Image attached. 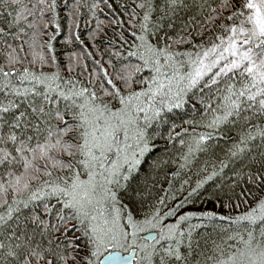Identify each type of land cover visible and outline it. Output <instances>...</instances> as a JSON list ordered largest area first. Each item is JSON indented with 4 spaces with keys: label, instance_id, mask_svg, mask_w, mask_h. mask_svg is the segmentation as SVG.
<instances>
[{
    "label": "snow or ice",
    "instance_id": "snow-or-ice-1",
    "mask_svg": "<svg viewBox=\"0 0 264 264\" xmlns=\"http://www.w3.org/2000/svg\"><path fill=\"white\" fill-rule=\"evenodd\" d=\"M4 2L5 0H0V4ZM10 2L16 4L19 0ZM170 2L175 5L177 0ZM218 2L220 12L210 9L205 23H215L224 10H230L231 14L225 19L231 21V24L221 23L219 27L225 35L217 36L219 43H213L211 47L195 53V58L192 53L173 54L167 43L164 47L149 43L143 34L149 31V13L146 11L143 16L144 23L140 26L142 34L133 33L140 44L135 45L136 51L129 53V56H136L141 60L143 66H125L111 76L102 69L109 87L101 85V88L104 96L110 98L108 101L100 100L97 93L87 87L77 88L74 84L67 89L58 84L53 87L60 78L59 73L48 76L42 72L37 74L30 71L28 67H24L22 71L17 69L15 65L21 64L22 60L16 50L12 49L7 57L9 70L0 66V93L4 97L0 99V127L5 124H9L11 128L21 127V118L25 114L20 112L16 115L12 111L19 108V98H23L34 113L47 116L49 120L54 118L57 126L55 129L42 128L40 123L33 126L27 124L25 118V126L33 127L35 136L30 135L27 140H20L14 132H9L7 137L0 134V145L8 141L19 143L15 148L16 156L0 148V165L7 163L19 166L17 171L8 172V179L0 183V208L7 206L6 211L0 213V264H58V261L68 264L69 259L72 264H76L78 253L69 258L55 249H46L36 242L35 231L32 235L25 231L29 224L37 227L44 224L39 217L33 216L30 221L25 218L22 224L18 222L15 226L9 223L14 219V214H17L15 218L19 221L20 205L28 208L31 202L46 197H55L62 205L57 213L61 224L76 221L83 229V235L88 238L91 252L89 256L81 258V264H153L154 257L159 258V264H188L187 257L179 248L181 241L176 239L177 235L184 234L178 233L177 228L181 221L189 220L195 214L180 215L176 224H162L165 217L175 216L184 202L175 208H169L163 214L160 207H156L150 215L138 220L127 206L120 204L116 189H125V184L121 181L127 182L131 173L140 165V158L151 151L144 129L139 124L140 114H144L147 122L159 117L164 108L171 111L173 108L182 107L185 95L196 89L205 77L210 81L205 87L226 81L220 102L214 108L212 105L208 106L213 115L206 127L217 129L222 124H236L240 120L246 129L239 142L230 150V155L237 157L245 153L249 142L257 137L264 141V126L250 124L252 119L264 117V0ZM145 3L150 7L151 0H145ZM145 3L138 6L144 8ZM56 10L57 0H35L28 14L38 13L44 19L47 13H51L49 23L55 24ZM113 23L118 21L114 20ZM44 27L47 28L48 24ZM56 27L59 28V25L56 24ZM2 32L0 29V33ZM35 45L34 39L29 46L32 49L29 63H48L44 51H37ZM47 50L52 51L50 42ZM179 55H187V61H177L175 56ZM51 59L55 63V56ZM185 64L190 70L182 71ZM144 68L150 69L153 75L150 80L144 81L147 84L145 89L135 91L134 76ZM14 75L21 86H17L11 79ZM25 81L32 86H24ZM37 85H43L44 90H39ZM53 93L56 94L55 97ZM10 95L12 98H9ZM36 97H42L48 104L63 101L64 111L61 112L57 107L53 117L51 110L45 111L44 106L32 103ZM5 113L13 117L12 123L4 119ZM69 116L71 119H66ZM212 137V132L200 135L196 141L197 146ZM34 139L35 146L31 143ZM221 164L222 168L227 167V164ZM49 168L66 170L72 175L57 177L55 180H41V176L52 177ZM125 168L128 174L121 171ZM262 169L257 170L258 175L249 177L252 184H264ZM82 175H86L87 179H82ZM35 181H41L43 186L32 191ZM201 186L198 184L197 187ZM235 186L232 195L228 196L227 204L222 202L221 197H217L215 203L219 207H233L231 200L236 195ZM9 190L16 194L11 203L7 199ZM25 192L28 193L27 199L22 198ZM195 192L196 189H193L188 195ZM248 194L242 189L239 195ZM158 203L163 205L164 199L161 198ZM44 209L46 212L51 211L48 204L44 205ZM65 210H69L67 216L64 215ZM200 215L209 220L229 219L212 211L202 212ZM240 221L256 225L259 237L250 229L248 238L240 237L242 246L234 251H225L217 245L212 254L205 257V264H264V199H260L257 206L244 215L236 217L233 223ZM77 224L66 227L65 233L79 230ZM44 227L48 228L49 225L44 224ZM7 229L13 230L9 233ZM141 233L147 235L141 237ZM6 239L11 243L6 244ZM76 239L79 240V237ZM161 241H172L175 246L170 243L164 247ZM79 248V243L73 244L74 252ZM120 249L128 252V255H121L118 251Z\"/></svg>",
    "mask_w": 264,
    "mask_h": 264
},
{
    "label": "trees",
    "instance_id": "trees-1",
    "mask_svg": "<svg viewBox=\"0 0 264 264\" xmlns=\"http://www.w3.org/2000/svg\"><path fill=\"white\" fill-rule=\"evenodd\" d=\"M141 3H145V0H57L56 22L53 24L49 23L51 13H47L44 19H41L38 13L28 14L35 0H19L16 4L5 0L0 4V29L3 30L0 33V66L9 70L7 57L12 49H15L22 60L21 64L15 65L17 69L22 71L24 67H28L36 73H59L62 80L77 79L83 87L95 91L100 100L108 101L110 98L104 96L101 88V85L109 87L102 69L111 76L125 66H143L141 60L136 56H129V53L136 43L133 33L137 35L141 31L140 26L144 23L143 16L146 11L149 13L147 23L150 41L157 47H164L167 43L170 45L169 50L174 53H181L193 45L209 44L218 34H224L219 27L221 23H231L225 19L231 14L230 10H224L215 23H205L210 9L214 8L220 12L218 0H177L175 5L171 4L170 0H151L150 7L145 3L144 8L138 6ZM114 20L118 23H113ZM45 24H48L47 28L44 27ZM34 39L37 51H44L48 60L44 65L29 63L32 53L29 46L33 44ZM49 42L52 44L51 52L47 50ZM53 56L56 58L55 63L51 59ZM178 57L180 60V55ZM148 78L149 73L144 68L134 76L136 83L133 89H143L146 85L144 81ZM225 83L226 81L222 80L217 85L205 87L206 83L201 82L196 89L185 95L182 107L173 108L171 111L164 109L156 119L142 123L151 151L140 158L141 163L131 173L130 179L123 181L125 189L117 191L120 204L127 206L136 219H143L156 207L168 210L184 202L177 214H195L191 219L182 221L180 226L183 232L186 231L187 240L179 245V248L187 257L188 264H205V257L211 255L217 245L225 251H234V248L241 245L240 237L248 238L250 229L259 237L256 225H249L245 221L233 223V216L248 211L260 199H264V184H252L249 180L250 176L259 174L258 169H262L264 141L257 137L249 142L245 153L232 157L230 150L246 131L243 121L222 124L217 129L206 127L213 115L208 106L212 105L214 108L220 102ZM9 98H12L11 95ZM0 99H4L2 93ZM17 103L19 108L12 111L16 115L20 112L25 114L21 118V127L11 128L9 124H5L0 127V134L7 137L9 132H14L20 140H27L30 135L35 136L34 128L25 126V118L27 124L33 126L40 123L42 128H56L57 121L54 118L49 120L47 116L34 113L23 98L17 99ZM32 103L44 106L45 111L51 110L53 117L57 107L61 112L64 111L63 101L48 104L42 97H36ZM4 119L9 123L13 122V117L8 113L4 114ZM66 119L71 118L69 116ZM250 124L264 126V117L254 118ZM208 132L213 133L212 139H207L197 146L196 141L200 135ZM31 143L35 146L36 140ZM18 146L19 143L8 141L0 145V148L16 156L15 148ZM221 162L227 164V167L222 168ZM18 167L7 163L0 165V183L8 179V172L17 171ZM49 170L52 171V176L70 174L66 170ZM209 176L212 178L208 179ZM45 178L47 176H41V180ZM39 182L41 181L33 182L32 188ZM198 184L202 186L197 187ZM234 185L236 195L232 196L233 207H219L215 203L217 197H221L222 202L227 204ZM193 189H196V192L189 196ZM242 189L249 194L240 196ZM27 195V192L23 193L22 198L27 199ZM13 196L16 194L9 190V203ZM161 198L164 199L163 205L158 203ZM45 204L49 205L50 212L45 211ZM19 207V221L15 218L17 214H14L10 224H22L25 218L30 221L31 217L37 216L44 224L49 225L45 228L44 224L39 227L29 224L25 228L29 235L35 231V240L42 247L55 249L69 258L78 253L76 264H81V258L90 255L87 238L77 222H59L57 213L60 212L61 205L43 199L31 202L28 208L22 205ZM6 208V205L0 208V212ZM68 211H64L65 216ZM206 211L224 215L229 219L209 220L200 215ZM71 224H77L79 230L65 233L64 229ZM53 225L56 227H51ZM7 230L11 233L13 229ZM4 242L11 243L7 239ZM74 243L80 245L75 252ZM58 264L64 262L58 261ZM68 264H72L71 259Z\"/></svg>",
    "mask_w": 264,
    "mask_h": 264
},
{
    "label": "rangeland",
    "instance_id": "rangeland-1",
    "mask_svg": "<svg viewBox=\"0 0 264 264\" xmlns=\"http://www.w3.org/2000/svg\"><path fill=\"white\" fill-rule=\"evenodd\" d=\"M230 24H231V23H229L228 25H230ZM141 34H142V32L140 31L137 35H141ZM143 34L146 35V37H147L149 43L153 44V43L150 41V39H149V38H150V37H149V36H150V33L147 32V33H143ZM220 35H225V33H224V34H220ZM220 35L218 34L217 36H220ZM217 36H216V37H217ZM216 37H215L214 41L210 42V43L207 44V45H203V44H201V45H199V44H197V45H193L191 48H189V49H187V50H185V51H182L180 54L192 53V54H193V58H195V53H197V52H201L202 50H204V49H206V48H208V47H211L213 43H219V41L216 40ZM139 44H140V41L136 40L135 45H139ZM135 45H134L133 48L130 50V52H134V51L137 50L136 47H135ZM153 45H154V44H153ZM172 53L175 54L174 52H172ZM177 58H179V57H178V56H175V59H176V60H178ZM187 59H188V56H187V55H180V60H178V61H187ZM162 62H163V60H162ZM145 70L149 73V78H148V80H150V78H151V76L153 75V73H152V72L150 71V69H148V68H145ZM185 70H190V69H188L187 64H185L184 67L182 68V71H185ZM214 71H215V70H214ZM37 74H40V73H37ZM44 74H45V75H48V76H51V75H53V74H55V73H54V72H50V73H44ZM209 75H211V74H209ZM12 79H13V82H14V81L16 82V85H17V86H21L19 80H17V79L15 78V75L12 77ZM66 81H71V83L66 84V83H65ZM15 82H14V83H15ZM201 82L210 83L208 77H205L204 80H202ZM56 84L60 85V87L63 88V89L70 88V87H72L73 84H74L77 88L83 87L77 79H64V80H62V79L59 78L58 80L55 81V84H53V87H55ZM24 86L31 87L32 84H31L30 82H28V81H25V85H24ZM146 87H147V84L145 85V87H144L143 89H145ZM37 88L40 89L41 91L44 90V86H43V85H37ZM143 89H141V90H143ZM141 90H139V91H141ZM52 95H56V94L53 93ZM164 109H167V108H164ZM164 109H163V110H164ZM144 122H145V120H144V114L141 113V114H140V119H139V124H140V126H141L143 129H144V124H142V123H144ZM121 171L124 172V174H128L126 168H125V169H122ZM66 175H67V177H70V176L72 175V173H70V174H65V175H59V176L47 177V178H45L44 180H46V179L55 180L57 177H65ZM81 178H82V179H87V176H86V175H82ZM121 183H123V180L121 181ZM42 186H43V185L41 184V182H39L34 188H32V191H36L37 187H42ZM118 190H119V189H116V191H118ZM27 196H28V195H27ZM44 199H48V200H50V202L53 203V204H59V205H61L60 203H58L57 198H55V197H46V198H44ZM61 206H62V205H61ZM256 206H257V203H256L253 207H251V208H254V207H256ZM251 208H250V209H251ZM6 209H7V208H6ZM6 209H5V210H6ZM155 209H156V208H154L153 210H151V212H150L148 215H150ZM250 209H249V210H250ZM5 210H4V211H1L0 213L5 212ZM165 211H167V210H163V209H162V210H161V214H163V212H165ZM246 212H247V211H246ZM246 212H244V213H240V214H236V215L233 216V218L235 219V218L238 217V216H242V215H244ZM183 214H186V213H183ZM183 214H176L175 216L165 217L164 221H162V224H176L177 221H178V219H179V216H180V215H183ZM148 215H147V216H148ZM143 219H144V218H143ZM143 219H138V220H143ZM181 223H182V221H181V222L179 223V225H178L177 232H178V233L182 232L184 235H183V236H179V235H177L176 239H178L179 241H181V243H180L179 245H181L182 243L186 242V240H187V234H185L186 231L183 232V230L180 228ZM141 234H142V233H141ZM141 234H140V235H141ZM86 238H87V237H86ZM87 241H88V238H87ZM141 242H143V241H141ZM160 243L163 244L164 247H167L170 243H172L173 246H175V244H174L172 241H161ZM240 246H242V245H239V246H237V247H240ZM89 247H90L89 249H90V252H91V246L89 245ZM157 247H160V245H157ZM237 247H236V248H237ZM236 248H234V250H235ZM110 250H112V249H109V251H110ZM118 251H120V252H125V251H123L122 249H120V250H118ZM153 264H159V258H158V257H154V258H153ZM209 264H211V262H209Z\"/></svg>",
    "mask_w": 264,
    "mask_h": 264
},
{
    "label": "water",
    "instance_id": "water-1",
    "mask_svg": "<svg viewBox=\"0 0 264 264\" xmlns=\"http://www.w3.org/2000/svg\"><path fill=\"white\" fill-rule=\"evenodd\" d=\"M145 235H147V233H142L141 234V237H143V236H145ZM110 251H112V250H110ZM120 252V251H119ZM106 254V253H105ZM120 254L121 255H128V252H120ZM101 259H102V257H101Z\"/></svg>",
    "mask_w": 264,
    "mask_h": 264
}]
</instances>
